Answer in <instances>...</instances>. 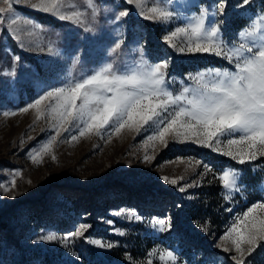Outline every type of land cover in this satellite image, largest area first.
Instances as JSON below:
<instances>
[{"label":"rangeland","instance_id":"obj_1","mask_svg":"<svg viewBox=\"0 0 264 264\" xmlns=\"http://www.w3.org/2000/svg\"><path fill=\"white\" fill-rule=\"evenodd\" d=\"M11 2L21 18L15 27H22L26 18L40 28L31 37L32 48L22 50L7 32L13 14H0L5 21L0 25V264H171L166 256L160 259L166 251L173 252L176 264H234V250L224 252L217 245L237 218L254 203L264 202V157L240 164L223 154L226 140L216 151L171 137L164 147L147 139L153 134L147 126L140 133L127 127L114 133L106 127L100 135L93 131L82 137L67 126L69 131L60 129L56 136L53 115L46 110L49 102L41 105L40 119L36 109H21L45 91L107 63L123 69L167 62L162 70L166 87L176 94L194 87L198 74L211 78L214 70H234V63L223 57L181 53L163 37L204 11L206 26H218V39L226 48L258 46L264 34V0H253L244 10L226 8L223 15L212 7L215 0H157L172 13L165 22L143 19L135 10L117 20L120 10L132 6L125 0H94V17L81 6L85 22L80 26L31 8L37 0ZM254 26L255 36L241 35ZM188 39L178 33L172 42ZM5 112L16 115L6 117ZM72 135L78 139L71 141ZM53 136L42 163H33L30 151L43 152ZM145 154L153 159L145 162ZM229 170L239 173V191L223 187L220 177ZM164 176L178 183L167 184ZM158 220L170 221L171 228L160 231L154 226ZM81 224L90 226L84 235L69 237ZM47 235L57 239L43 240ZM93 240L112 247L98 248L89 242ZM223 243L232 248L230 241ZM250 259L264 264V247Z\"/></svg>","mask_w":264,"mask_h":264},{"label":"snow or ice","instance_id":"obj_2","mask_svg":"<svg viewBox=\"0 0 264 264\" xmlns=\"http://www.w3.org/2000/svg\"><path fill=\"white\" fill-rule=\"evenodd\" d=\"M252 2L236 0V3L229 4L228 0H215L212 7L223 15L226 8L244 10ZM2 4L4 7H0V14H13L6 24L8 34L22 50H30L34 43L31 37L40 26L25 18L22 27H15L21 18L13 13V3L11 0H2ZM125 4L132 7L120 10L116 15L117 20L128 17L133 10L146 20L165 22L172 16L157 0H125ZM81 6L91 9V15L95 16L98 6L94 0H81V4H77L76 0H37L30 4L35 10L77 26L85 22V12L80 10ZM205 16L206 13L202 11L188 25L166 34L163 39L181 53L187 51L223 57L234 63V70H214L211 78H208V74H198L193 80L194 87H184L176 94L166 87V77L162 70L167 68V62L123 69L107 63L79 79L69 80L63 86L45 91L21 111L36 109L37 119H40L44 114L41 105L49 102L46 110L53 115L55 122L52 127L56 129V136L60 135V129L69 131L67 126L76 128L81 137L93 131L100 135L106 127H111L114 133H119L125 127L140 133L147 126L153 132L147 139L158 141L164 147H167L168 138L171 137L176 142H192L216 151L226 140L227 151L223 154L238 160L240 164L264 157V34L260 36L258 46L241 43L236 48H226L223 41L218 39V26L213 24L207 27ZM261 19L264 20V17ZM2 24L5 21L0 19ZM3 31L0 28V34ZM178 33L185 34L188 41L173 43ZM256 34L255 26L241 33L242 36ZM120 47L121 43H117L116 48ZM13 60L18 63L20 58L15 56ZM9 115L16 113H4L6 117ZM77 139L76 135L71 136V141ZM54 141L55 136L44 146L43 152L30 151L33 163H42L43 155ZM51 158L56 160L55 155ZM143 159L147 162L153 157L145 154ZM204 167L208 170L206 165ZM239 178L237 171L229 170L223 172L220 180L223 187L231 192L239 191ZM161 179L171 185L178 183L177 179L167 176ZM11 185L15 187V179ZM179 190L183 192L185 188L181 186ZM4 191L8 192L9 189L5 187ZM12 198L15 199L14 196ZM258 210L264 213V202L254 203L243 213L242 218H237L221 237L222 243L217 245L224 252L234 250L236 255L231 256L234 264H252L250 257L257 249L264 247V214H259ZM156 224L160 231L171 228L170 221L158 220L154 226ZM89 227L81 224L69 237H81ZM42 239L51 242L57 237L47 235ZM224 241H230L232 248L225 246ZM89 242L98 248L112 247L99 240ZM165 256L171 264H176L173 252L166 251L160 255V259L163 261ZM146 264H152V261L148 260Z\"/></svg>","mask_w":264,"mask_h":264},{"label":"trees","instance_id":"obj_3","mask_svg":"<svg viewBox=\"0 0 264 264\" xmlns=\"http://www.w3.org/2000/svg\"><path fill=\"white\" fill-rule=\"evenodd\" d=\"M197 216V215H196ZM197 218H199V216H197ZM196 217H194L193 219L196 220L197 219ZM86 264H102L101 262L98 263V262H93V261H87Z\"/></svg>","mask_w":264,"mask_h":264}]
</instances>
